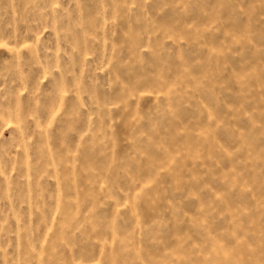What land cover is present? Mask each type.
Segmentation results:
<instances>
[{
	"label": "rangeland",
	"instance_id": "rangeland-1",
	"mask_svg": "<svg viewBox=\"0 0 264 264\" xmlns=\"http://www.w3.org/2000/svg\"><path fill=\"white\" fill-rule=\"evenodd\" d=\"M0 264H264V0H0Z\"/></svg>",
	"mask_w": 264,
	"mask_h": 264
}]
</instances>
